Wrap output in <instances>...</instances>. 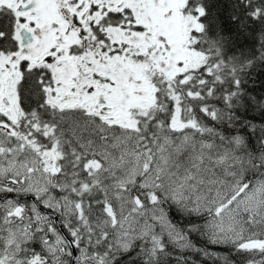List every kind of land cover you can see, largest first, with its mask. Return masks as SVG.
<instances>
[{"label":"snow or ice","instance_id":"obj_1","mask_svg":"<svg viewBox=\"0 0 264 264\" xmlns=\"http://www.w3.org/2000/svg\"><path fill=\"white\" fill-rule=\"evenodd\" d=\"M260 77L264 0H0V264H264Z\"/></svg>","mask_w":264,"mask_h":264},{"label":"trees","instance_id":"obj_2","mask_svg":"<svg viewBox=\"0 0 264 264\" xmlns=\"http://www.w3.org/2000/svg\"><path fill=\"white\" fill-rule=\"evenodd\" d=\"M261 80H264V77H260L257 80L256 84L251 85L250 86V90H254L256 92V94H260L261 92H264V83H261L260 82ZM194 239H196V238H194ZM196 242L198 244L202 243V241H200V240H196ZM213 250L222 251L219 248H216V249H213ZM188 255L190 256L191 260L196 261L197 264H199V262L202 260V258L199 255H195V254H191V253H189ZM206 264H211V262H206Z\"/></svg>","mask_w":264,"mask_h":264}]
</instances>
